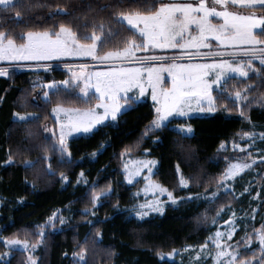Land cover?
<instances>
[{
  "label": "trees",
  "instance_id": "1",
  "mask_svg": "<svg viewBox=\"0 0 264 264\" xmlns=\"http://www.w3.org/2000/svg\"><path fill=\"white\" fill-rule=\"evenodd\" d=\"M34 2L37 6L30 13H25L23 21L15 19L12 13L0 12V30L10 32L17 42H20L21 34L26 35L29 30H56L55 25L68 22V18L55 15L60 9L72 12L76 17L87 16V20L77 21L78 26L92 22H103L107 26L111 9L108 12L100 9L114 4L115 0ZM159 2L141 0L140 4L129 9L126 0L125 10L142 11L145 4L155 6ZM248 12L264 16L260 8ZM111 27L121 33L109 41L108 50H115L122 46L123 36L129 33L115 24ZM36 78H42L45 83L61 82L68 80L69 73L62 68L39 73L10 70L7 76L0 77V234L6 239L27 240L35 245L41 239L39 232L43 231L44 239L36 253L37 264H77L82 249H86V253L84 261L79 264H179L162 260L158 253L171 254L174 250L198 247L208 242L219 228L221 215L216 216V212L221 206L224 212L235 211L242 216L233 242L245 231L251 233L264 225V164L259 165L261 174L254 190V193H259L258 198L254 199L253 192L240 197L233 192H221L213 204L201 197L187 200L191 195L210 193L220 186L217 183L219 176L236 156L220 149L221 143L229 142L244 132L264 134V103L258 98L264 97V79L252 78L258 87L250 91L253 96L251 106L242 109L229 99L235 93L233 83L236 81L227 80L221 86L226 91L214 93L216 112L211 116L192 118L189 123L194 134L188 138L174 131L176 121L183 119H173L167 128L144 137L145 128L155 118L154 105L150 100L131 103L132 107L122 113L116 123L108 122L90 135L71 139L67 145L73 163L61 164L58 154L50 147L44 151V138L48 134L42 129L57 127L52 113L56 105L45 103L41 97L44 90L41 91L34 83ZM59 99L62 106L80 110L94 107L97 102L93 100L91 105L84 103L88 98L75 89H66L65 95ZM17 111L34 113L41 119L27 125L19 124L14 118ZM29 130L34 135L29 136ZM125 149L135 156H143L149 150L150 156L159 162L155 181L175 197L185 199L177 206L169 205L162 215L142 221L132 217L129 209L135 205L134 193L142 181L129 185L124 180V156L121 153ZM9 150L14 154L12 165L4 163ZM45 155L51 157L55 175H50L42 162L35 168L25 169L24 161L36 162ZM61 174L67 177V182H62ZM181 176L190 180L188 187L180 185ZM78 180L86 183H77ZM260 183L261 187L258 186ZM109 184L115 195L107 199L101 196L100 202L93 207L92 186L96 185L99 193ZM86 211H94L95 215H86ZM53 215L62 216L65 223L43 229L37 227L47 225L48 218ZM213 218L216 224L212 223ZM256 248L254 240L252 250ZM7 251V247L0 243V254ZM241 251L245 249L241 248ZM28 258L26 252L14 251L7 264H29Z\"/></svg>",
  "mask_w": 264,
  "mask_h": 264
},
{
  "label": "snow or ice",
  "instance_id": "2",
  "mask_svg": "<svg viewBox=\"0 0 264 264\" xmlns=\"http://www.w3.org/2000/svg\"><path fill=\"white\" fill-rule=\"evenodd\" d=\"M127 3L128 8L131 9L133 5L140 4L141 0H127ZM230 5H239L248 9L259 6L260 10L264 11V0H199L197 5L166 3L160 0L155 6L145 4L142 11H126V0H115L114 4L106 5L100 9L101 12H108L111 9L107 26L103 22L83 23L78 26L77 21L87 20V16L76 17L74 13L60 9L55 15L68 18V22L55 25L56 30H29L26 35L21 34L20 42H17V38H14L10 32L0 30V61H48L62 56H90L101 62L119 60L122 63L136 65L121 67L117 71L95 73V83L92 87L95 88V92L100 94L99 97H96L95 94L89 97L88 77L85 76L84 86L79 88L83 97L88 98L84 103L91 105L93 100L97 101L94 107H88L86 111L62 106L63 102L59 98L65 95L66 89L72 87L69 80L61 82L53 80L42 86L37 85L45 89L41 93L45 103L49 105L55 103L56 106L52 108V113L64 114L65 119L59 125V133L51 127L42 129L43 132L50 134L44 138L46 141L44 151H48L50 147L53 152L58 154L61 164L73 163L72 153L66 142L68 135L73 132L90 133L97 125L103 124L109 118L112 121L117 120V115L124 108V104L118 101V96L121 93L124 94L121 99L125 103H135L140 96L144 95L147 88H151V99L158 106L155 109V118L145 128L144 137H147L149 133L167 128L168 123L172 122L170 118H185L182 121H176L174 131L177 135L188 138L193 133V128L189 123L192 119L193 102L198 105L194 109L196 112L215 111L216 98L212 94L213 87L216 86L223 94L226 89L221 88V85L229 79L226 74L235 73L240 77L248 78L251 71L255 73L256 78L264 79V38H262L264 37V17L230 11ZM36 6L34 0H27V2L0 0V12L12 13L18 21H23L25 13H30ZM217 6H219V10ZM89 10H92L91 7ZM213 18H216V22ZM28 19H31V16ZM112 24L125 28L129 34L123 36L121 47L108 50L110 39L121 36L119 31L111 27ZM257 28L261 29L259 33L255 31ZM89 29H92L90 34H88ZM78 33L80 34L78 35ZM149 48L179 49L182 54L173 57L137 55L139 52H147ZM190 49L195 51H189ZM194 59H211V62H182ZM255 60L259 61V68L253 66ZM86 67L87 65H80L81 69ZM165 73L171 79L170 87H163ZM7 75V69L0 67V77ZM73 75L78 85L80 74L74 73ZM133 89H137L138 93L128 96L127 93ZM52 97L57 99L53 100ZM229 99L236 105L237 102L247 101V96H242L241 92L237 91L235 97H229ZM250 106L249 103L245 104V108ZM96 109H103V112L99 113ZM240 114L243 116L244 112L241 111ZM14 118L16 123L24 125L38 122L41 119L34 113L22 114L19 111L14 113ZM28 135L32 136L34 133L29 130ZM261 135L264 136V134ZM243 138H248V147L254 143L252 133L244 132ZM232 147L233 150L239 149L242 153L246 152V148L240 147L239 143L233 142ZM220 149L227 150L225 143H221ZM127 152L128 149H125L121 156ZM94 155L95 153H93ZM251 156L252 153L248 152L247 157L238 158L240 162L229 161L227 168L219 176L217 183L224 186L226 194L229 193L227 182L234 180L256 163L255 160L251 163L246 162ZM261 159L264 160V157ZM41 162L46 165L50 175H55L52 159L47 155L36 162L24 161L25 169L35 168ZM4 163L6 165L14 164V154L11 150H9ZM155 164L154 160L136 161L133 167L125 163L124 176L127 184L138 182L136 178L141 176L146 169L147 175L144 176V179L149 183L145 186V192L167 193L168 199L174 205L180 200H184V197H175L171 191L161 185L151 183L152 169ZM176 167L179 171V164ZM80 176L83 177V173H80ZM61 178L62 182H67V177L63 174H61ZM77 183H86V181L78 180ZM179 183L183 187H188L190 180L181 176ZM96 189V185L90 189L93 207L100 202L101 196L107 199L115 195L110 184L106 186V190L101 189L99 193ZM217 195L218 192L213 191L211 197L205 196L204 199L209 204H213L217 202ZM258 196L259 193H257V198ZM191 199V196L187 197V200ZM132 211L137 218L143 219L151 212L163 214L164 209L161 201L153 199L136 204ZM222 212L223 206L216 212V216H220ZM85 214L95 215V212L86 211ZM232 216H235V212H232ZM207 218L205 215V220ZM56 223L63 224L65 221L62 216L53 215L48 218L47 225H38L37 227L41 229L54 227ZM212 223H217L215 218ZM226 223L229 225L228 230L225 232L215 231L209 237V241L200 246L199 251L203 252L208 249L210 242L213 245L214 264H264V225H261L259 229H254L251 233L245 231L233 243L237 228L231 219ZM38 235L41 240L44 239L43 231ZM254 240L257 242V248L252 250ZM0 243L4 244L9 251L32 252L35 250V245L30 247L27 240L6 239L0 235ZM86 243L87 237L85 238ZM241 248H244L245 251H241ZM188 250L185 249V251ZM85 253L86 249H82L77 264L84 261ZM75 255L77 254L74 253ZM158 255L163 258V254L158 253ZM200 258L199 254L195 257L196 260H200ZM28 259L29 264H36L33 257L29 256ZM0 264H7V254H0Z\"/></svg>",
  "mask_w": 264,
  "mask_h": 264
},
{
  "label": "rangeland",
  "instance_id": "3",
  "mask_svg": "<svg viewBox=\"0 0 264 264\" xmlns=\"http://www.w3.org/2000/svg\"><path fill=\"white\" fill-rule=\"evenodd\" d=\"M166 3H192L194 5H197L199 3V0H167ZM217 7L219 10V6H217ZM256 8H259V6H257ZM229 10L234 11V12H238L239 14H252V15H255L257 17H264L260 14L250 13V12H248L250 9L245 8V7H241L239 5H234V6L230 5ZM213 20H214V22H216V18H213ZM255 31L257 33H259L261 31V29L257 28ZM213 43H215V42H213ZM220 50H222V49H220ZM189 51H195V50L190 49ZM201 51H207V50H201ZM181 54H182L181 50H179V49H156V48H149V50L147 52L137 53V55H159V56H164V57H173V56H177V55H181ZM224 58H228V57H224ZM182 62L205 63V62H211V59H207V60L206 59H194L191 61H182ZM80 65H87V67L84 69H81ZM45 66H47V68H45ZM134 66H136V65L124 64L119 60H111V61L101 62L100 60L93 59L90 56H62L58 59H52V60H48V61H8V60L0 61V67L6 68L8 72L10 70H18V71H31V72L39 73V72L51 71L54 68H62L69 73L68 80L70 81V84L72 85V87H70L68 89H73V90L75 89L79 92L80 95H82V93H80L79 88L84 86V83H85L84 78H85V76H87L88 77L87 82H88L89 97L93 96V94H95L96 97H99V95H100L99 93L95 92V88L92 87V85L95 83V75H94L95 73L117 71L121 67H134ZM253 66L259 68L260 67L259 61L258 60L253 61ZM74 73L80 74V79H79L78 85H77V82H76L75 77L73 75ZM226 76L229 77V79H227V80L234 79L236 81L235 83H233V88H234L235 93L237 91H240L242 96H244V95L247 96V101L237 102L236 106L239 109H242L246 103L251 104L253 102V96H252V94H250V91H254L258 87L256 82L255 83L253 82L254 79H252V78L256 77L255 73L250 71L248 78L240 77L238 74H235V73L226 74ZM257 79H260V78H257ZM242 82H245V83H242ZM34 83L36 85H41V86L46 84L45 82H43L42 78H36ZM223 84L224 83H222V85ZM170 86H171V79L165 73L164 74L163 87H170ZM61 87H62V85H61ZM245 89H247V92H245ZM40 90L42 91L45 89L43 87H40ZM217 90H218L217 87L214 86L213 92H212L214 97H215L214 93ZM137 93H138V90L133 89L130 92H128L127 95L128 96H134ZM235 93L232 96L233 98L235 97ZM123 96H124L123 93H121L120 96H118V101H119V103L124 104V108H122L120 113L117 115V119L122 113H124L125 111H127L128 109H130L132 107L131 103H125V101L123 99H121V97H123ZM258 98H259L261 103H264V99H262L264 97H258ZM145 100H150L153 103L154 110L158 106L157 103L151 99V88H147L144 95L140 96L139 99L135 103H139V102H142ZM197 107H198V105L195 102H193V104H192L193 111L191 113L192 118H194V117H207V116L213 115L216 112V110L212 111V112H196V111H194V109H196ZM65 108H67V107H65ZM69 109H74V108H69ZM215 109H216V104H215ZM74 110L86 111L87 109L86 110L74 109ZM96 111L99 113H102L103 109H96ZM53 116L56 119L57 127H52V126H49V127L53 128L55 130V132L59 133V130H60L59 125H60V123L64 122V119H65L64 114L63 113H60V114H54L53 113ZM155 116H156V112H155ZM173 119H185V118H170V121ZM108 122L116 123L117 120L112 121L109 118L108 120L104 121L103 124H106ZM103 124H100V125H103ZM100 125H97V127L95 129H93V131L90 133H83V132L71 133V135H68L66 138L67 144L71 139L92 134ZM174 128H176V125L174 126ZM47 134H48V136L50 135L49 133H47ZM193 134H194V128H193V133L191 135H193ZM252 134H253L254 143L252 144L251 147H248V143H249L248 138L242 139L243 134H241V135L235 137L234 139H232L231 141L226 142L225 145H226L227 150H224V149H222V150L230 152V156L232 154L236 155L234 157V159L231 160L232 163L240 162L238 160V158L247 157L248 152L252 153V156L250 158H248L246 161L248 163H251L253 160L256 161V163L253 164L252 168L246 169L244 172L239 174L234 180L227 182V184H228L229 192H233L236 196L240 197V196H243L245 194H249V193L253 192L254 199H255V198H257V193H254L255 187L257 185L256 180H257L258 176L261 174V170H260L261 168L259 167V165L264 164V160L261 159L262 157H264V136H262L261 134H255V133H252ZM233 142L239 143L240 147L246 148V152L242 153L239 151V149L233 150V147H232ZM143 160H154V161H156V164L152 169L153 175L151 177V183L161 185L160 183H158L154 179L155 172H156V169L158 168L159 162H158V160H156L150 156L149 150H146L144 152L143 156H135V155L126 153L123 157V174H124L125 163H128L130 167H133L136 161H143ZM145 175H147L146 169L144 170V173L141 176L136 178V180L138 182L142 181V183L140 184L139 188L134 193V198L136 199L135 205L139 204V203H144L146 200L151 201L153 199H158L159 201L162 202V206L164 209L163 213H164L166 208L169 205L177 206L181 202V200H180L179 203H177L175 205L172 204V202L167 197V193L160 194V193H155V192H151V191L145 192L144 191L145 186L147 183H149V181H146L144 179ZM262 176L264 179V174ZM124 180H125V176H124ZM138 182H134L133 184H129V185H136ZM261 184L262 183H260V185H258V186L261 187L262 186ZM162 187H164V186H162ZM164 188H166V187H164ZM183 188H186V187H183ZM245 189H247V191H245ZM214 191H217L218 194L221 192H225L224 186L220 185ZM137 193H139V195H137ZM211 194H212V192L204 193L201 195H191V197H192V199L197 198V197H201L202 199H204L205 196L211 197ZM133 207L129 209V213L132 217H134L140 221L148 219L149 217H152V216L162 215L158 212H151L148 216L144 217L143 219H139L134 215V213L132 211ZM232 212H235V211H228V212H224L221 214V216H220L221 221L219 223V228L217 231H221V232L227 231L229 228V225L226 223V221L231 219V220H233V222L237 228V232H238V230L240 228L239 221H240L242 216L239 215L237 212H235V216L233 217ZM234 237H233V239H234ZM15 239H17V238H15ZM42 241L43 240L40 239V241L35 244V250L34 251H32V252L24 251L28 254V256H31L36 260V264L38 263V258L36 256V253H37L39 246L41 245ZM32 245L33 244L29 243L30 247ZM185 249L180 250V251H175L171 254H163V258H161V259L167 260L170 262H176L179 264H214V261L212 259V256H214L213 245L210 242H209V248L205 249L203 252L199 251L200 246H198V247H195V246L187 247V249H189L188 251H185ZM13 252L14 251L8 250L5 253V254H7V263L11 259ZM210 252H211V255H209ZM197 254L200 255V257H201L200 260L195 259Z\"/></svg>",
  "mask_w": 264,
  "mask_h": 264
},
{
  "label": "built area",
  "instance_id": "4",
  "mask_svg": "<svg viewBox=\"0 0 264 264\" xmlns=\"http://www.w3.org/2000/svg\"><path fill=\"white\" fill-rule=\"evenodd\" d=\"M124 64H129V63H126V62H125Z\"/></svg>",
  "mask_w": 264,
  "mask_h": 264
}]
</instances>
